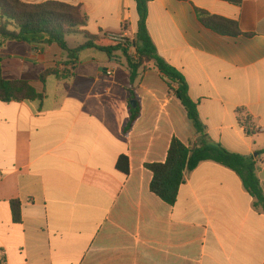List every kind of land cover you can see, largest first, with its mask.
<instances>
[{"label": "crops", "instance_id": "0c3cea01", "mask_svg": "<svg viewBox=\"0 0 264 264\" xmlns=\"http://www.w3.org/2000/svg\"><path fill=\"white\" fill-rule=\"evenodd\" d=\"M22 1L81 6V30L92 36L137 33L136 0ZM196 9L238 22L243 35L212 31ZM147 27L187 80L206 137L152 64L131 85L122 52L89 48L74 60L58 45L18 41L0 50L3 79L44 96L0 102V264H264V211L234 171L200 164L170 206L152 193L146 169L166 161L174 138L191 149L221 145L255 161L264 189V0H154ZM78 36L74 47L66 37L70 49L86 42ZM58 65L72 75L43 82ZM131 94L140 116L125 136ZM121 156L128 175L117 169Z\"/></svg>", "mask_w": 264, "mask_h": 264}, {"label": "trees", "instance_id": "16d2710c", "mask_svg": "<svg viewBox=\"0 0 264 264\" xmlns=\"http://www.w3.org/2000/svg\"><path fill=\"white\" fill-rule=\"evenodd\" d=\"M154 0H136L139 16L138 29L131 42H113L103 37L92 36L81 29L87 26L88 17L81 6H73L65 2L49 1L45 3H26L22 0H0V50L9 41L43 43L58 45L70 59L76 60L78 54L89 48L98 49L108 56L115 52H122L130 71L131 85L137 80L141 70L152 64L167 80L175 83L176 97L180 100L189 119L193 123L200 138L206 137L198 105L189 93V85L185 77L168 64L158 53L147 27L149 4ZM240 7L244 0H221ZM199 21L212 31L223 35L237 37L243 35L238 22L214 16L201 9H196ZM84 35L86 42L75 49H70L66 37ZM250 35V34H248ZM135 51L132 56L130 51ZM72 72H66L58 65L42 73L44 82L48 76L66 79ZM131 100L137 101L136 107L130 106L131 117L123 128L127 136L140 116V103L134 94ZM44 96L37 93L27 81H8L3 79L0 59V102H24L43 100ZM264 153V152H263ZM204 162H214L234 171L242 180L245 190L254 199L256 208L264 211V189L258 177L255 161L237 153H232L223 146L205 145L199 149H191L179 139L174 138L170 144L167 159L164 163L147 164L153 179L151 191L163 202L175 206L181 186L185 183L186 173L193 172ZM117 169L130 174L129 159L121 156L117 162ZM14 217L20 222V203L14 202Z\"/></svg>", "mask_w": 264, "mask_h": 264}, {"label": "built area", "instance_id": "2783aa9c", "mask_svg": "<svg viewBox=\"0 0 264 264\" xmlns=\"http://www.w3.org/2000/svg\"><path fill=\"white\" fill-rule=\"evenodd\" d=\"M107 39L110 40V41H113V42H118V43H126L127 40L129 41H133V40H130L128 38H126V36H124L123 34H118V33H109L107 34ZM132 50H134L132 48ZM107 75L108 76H112L113 75V71H108L107 72Z\"/></svg>", "mask_w": 264, "mask_h": 264}, {"label": "rangeland", "instance_id": "374dc122", "mask_svg": "<svg viewBox=\"0 0 264 264\" xmlns=\"http://www.w3.org/2000/svg\"><path fill=\"white\" fill-rule=\"evenodd\" d=\"M70 38H72V40L73 41H68V43H69V45L71 46V47H74L75 45H76V43H79V42H81L83 39L80 37V36H78V35H72ZM69 40V39H68ZM17 46V48H19L18 46L19 45H16ZM131 54H132V56H135V51L134 50H131ZM15 66V65H14ZM11 67H13V65H11ZM14 68H16V67H14Z\"/></svg>", "mask_w": 264, "mask_h": 264}, {"label": "water", "instance_id": "95a60500", "mask_svg": "<svg viewBox=\"0 0 264 264\" xmlns=\"http://www.w3.org/2000/svg\"><path fill=\"white\" fill-rule=\"evenodd\" d=\"M136 104H137L136 101H134V100L131 101V105H132L133 107H136Z\"/></svg>", "mask_w": 264, "mask_h": 264}]
</instances>
